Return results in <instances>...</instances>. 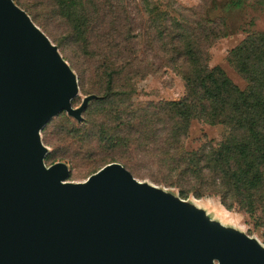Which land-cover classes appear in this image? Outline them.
<instances>
[{"label":"trees","instance_id":"1","mask_svg":"<svg viewBox=\"0 0 264 264\" xmlns=\"http://www.w3.org/2000/svg\"><path fill=\"white\" fill-rule=\"evenodd\" d=\"M116 1L104 7L100 0L20 2L57 48L70 54L71 68L77 64L78 85L86 74L101 77L83 111L95 101L100 119L89 122L82 113L81 121L71 116L75 123L63 110L58 114L64 124L54 125L56 132L48 128L50 119L47 145L56 147L49 151L44 144L45 161L67 163L71 178L70 165L87 150L91 175L119 162L136 178L177 188L181 198L217 196L229 210L259 214L264 225V32L247 35L229 53L248 83L241 89L222 67L209 65L211 45L227 35L222 18L212 20L202 5L177 11L169 0H140L129 15ZM167 67L185 81L184 97L136 103V81ZM193 119L224 125L222 141L187 149ZM137 160L155 172L145 173Z\"/></svg>","mask_w":264,"mask_h":264},{"label":"water","instance_id":"2","mask_svg":"<svg viewBox=\"0 0 264 264\" xmlns=\"http://www.w3.org/2000/svg\"><path fill=\"white\" fill-rule=\"evenodd\" d=\"M79 86L57 46L14 0H0V264H264V247L213 227L112 162L69 181L45 163L41 130Z\"/></svg>","mask_w":264,"mask_h":264},{"label":"rangeland","instance_id":"3","mask_svg":"<svg viewBox=\"0 0 264 264\" xmlns=\"http://www.w3.org/2000/svg\"><path fill=\"white\" fill-rule=\"evenodd\" d=\"M15 3L20 6V2L24 0H14ZM26 1V0H25ZM103 1V5L106 2H114V0H100ZM172 7L177 11L184 9H191L198 6H203L202 10H207L206 14H209V18L216 20L222 18L226 23L227 35L216 40L209 49V65L211 67L220 66L224 69L226 74L236 83L241 89H245L248 85L247 81L243 76L232 66L228 60L230 51L236 47L247 35L256 32H264V0H169ZM140 0H117L116 4L121 7L122 11L127 14H132L131 7ZM140 6V5H139ZM139 8V7H138ZM24 10V9H23ZM142 14V13H140ZM31 17V16H30ZM33 20V19H32ZM146 22V16L144 15L141 22ZM39 21V20H38ZM41 22V21H40ZM34 23L43 31V27L39 26L38 23ZM45 32V31H43ZM47 32V31H46ZM53 44V38L49 37ZM62 57L71 64L70 54L65 53L62 49H58ZM71 67V66H70ZM73 66L72 70L77 76L81 73L79 69ZM101 77L93 76L92 74H86L85 79L82 81L80 78V85L78 94L74 97L73 106L77 107L86 97L87 94L91 93L93 85H101ZM84 82V83H83ZM106 88L104 84L103 89ZM137 95L135 97L136 103H147V102H158V101H173L179 100L186 94V85L182 76L177 74L171 68H163L159 72L147 75L143 79L136 81ZM98 103L92 101L86 110L84 119L91 121V119H100V115L96 113V107ZM65 111V110H64ZM65 116L72 119L73 122L77 123V120L71 115L64 112ZM64 117V116H62ZM63 118L55 115L51 118L48 123L50 131L56 132L58 128L54 129V125L59 126L64 124ZM89 125V124H88ZM53 132V133H54ZM226 133V127L221 124H210L206 121L193 119L189 129V135L184 140L185 147L187 149H196L203 142L212 140L214 144H218L222 141ZM41 139L44 144L48 147L49 151L55 150L54 146L47 145V124L44 132L41 131ZM90 150V148L88 149ZM87 151V150H86ZM86 151L81 152L78 156V162L76 165H70L72 167V176L69 181L81 182L85 181L91 175L92 166L89 165V157L86 155ZM96 152L102 151L101 147L95 148ZM84 156V158H83ZM57 160L56 162H59ZM48 166L53 164V161H45ZM137 163L142 171L150 173L155 170H150L147 164L141 160H137ZM140 181L147 182L149 184L158 186L163 191L171 194L174 198L182 200L186 203V206L190 210L201 211L206 220L215 228L228 230L232 233L246 234L264 247V225L260 224L261 216L259 214L251 216L249 213H245L239 208L232 210L227 209L220 201L217 196H205L197 198L190 194L187 198H181L179 191L175 187L167 186L165 184L154 183L151 179L138 178Z\"/></svg>","mask_w":264,"mask_h":264}]
</instances>
